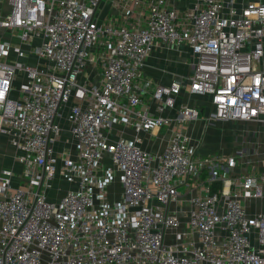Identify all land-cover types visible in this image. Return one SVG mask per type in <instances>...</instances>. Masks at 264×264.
Returning a JSON list of instances; mask_svg holds the SVG:
<instances>
[{
	"label": "built area",
	"instance_id": "built-area-1",
	"mask_svg": "<svg viewBox=\"0 0 264 264\" xmlns=\"http://www.w3.org/2000/svg\"><path fill=\"white\" fill-rule=\"evenodd\" d=\"M8 1L0 27L37 63L12 61L23 49L0 39V134L23 164L17 187L13 170L0 174V264H264V140L204 153L188 128L264 127V0ZM183 45L188 74H145L153 52ZM66 106L72 142L58 150ZM171 125L162 149L140 145ZM240 158L250 170L230 177ZM56 179L73 186L52 199Z\"/></svg>",
	"mask_w": 264,
	"mask_h": 264
},
{
	"label": "crops",
	"instance_id": "crops-1",
	"mask_svg": "<svg viewBox=\"0 0 264 264\" xmlns=\"http://www.w3.org/2000/svg\"><path fill=\"white\" fill-rule=\"evenodd\" d=\"M187 1L188 0H176V4L178 6H183L186 4ZM10 11H11V5L9 4L8 0H3L2 2H0V17L1 16L3 17ZM0 36L3 38L12 37L10 32H6V30H4L1 27H0ZM9 41L13 42L12 40H9ZM38 44H39V41H34L32 45L35 47ZM14 45L16 47H21L25 54L20 56L12 49L10 52V59L12 61L13 60H24L30 64L37 63V56L35 54H30V48H31L30 44L25 43L21 41L20 39L18 41V44H14ZM188 52H189V49L185 45L180 47L179 50H175L173 49V47L168 48V49L164 48L162 50H157L153 52L148 58L146 66L144 68V72L149 77H152L156 81L163 82V83H168L171 80L176 79L177 77L186 75L189 73V67L181 66L180 59H181L182 53L184 57H186L185 55H188ZM182 73L183 75H181ZM21 82H22V77H19L18 80L16 81L14 90L11 93L13 97L18 95V92H19L18 90H19V86ZM184 98H187V97L184 96ZM203 100L204 98L200 95H193L191 98V102L200 103ZM64 109L67 112L68 106L64 107ZM65 120L67 121L66 117H65ZM203 120L204 118L200 119L199 121L192 122L189 124L188 128H189V132L192 134V137L196 136L199 132H202V131L207 133L208 129L212 128L211 125L218 128L217 127L218 125H222V124L224 125L225 123L227 125H231L234 131H237L238 132L237 134H239L238 135L239 140L236 142L235 145L231 146V149L228 150L227 153L225 151L223 152L222 151H212L208 153L232 155L238 149H240V147L242 148L243 146H245L247 149L256 148L257 145H259V143H261L264 140V127L254 122L216 121V122H213L211 125H207L206 122H202ZM242 123L247 124V125L243 126ZM64 127H65V122H64ZM173 128L174 126L171 125L167 128L162 129L157 134L141 133L143 140L140 142V145L146 149L153 150V151H158L162 149L165 143L170 139ZM64 133L67 134L66 129H64ZM124 133L126 136H129V137H133L135 135L134 131L131 129H127ZM69 135L71 137V133ZM245 135H246L245 137L246 140L244 139ZM71 142H72V137H71ZM2 143L4 147H0V174H2L4 169L13 170L14 175L12 176V183L15 187H17L20 185V174L19 173L23 170V164L22 162L18 161L15 158V150L9 144V137L5 133L0 134V145ZM64 143H65L64 140L61 141V138H59V141L56 144V149L62 150L64 148ZM193 144L200 149V147L196 143H193ZM70 145L71 144H67L65 146L69 147ZM200 151L204 152L201 149ZM252 158H253L252 163L254 164V166L258 170H261V168H263V159L261 155V150H259L257 154L252 155ZM240 162L241 163L238 166L232 167L229 173H227V175L232 177L239 173H247V171L250 170L251 164L245 163V160L241 158H240ZM71 186L73 185L71 184L68 185V187H71ZM192 192L193 190L190 191L189 189L188 191H186V189L183 188V196L181 197V201L183 202L184 208H187L188 205L186 203V200H188ZM109 193H110V188H109ZM121 195H122V188H121ZM109 198L111 201H116L111 198L110 194H109ZM255 204L256 206L254 208ZM261 206L263 205L261 204V201L259 200L251 202V210H255L256 208L260 209Z\"/></svg>",
	"mask_w": 264,
	"mask_h": 264
},
{
	"label": "rangeland",
	"instance_id": "rangeland-1",
	"mask_svg": "<svg viewBox=\"0 0 264 264\" xmlns=\"http://www.w3.org/2000/svg\"><path fill=\"white\" fill-rule=\"evenodd\" d=\"M11 35H12V37H7V38H3L0 36V39L3 43L11 45V46H9V48H11L12 46L14 47L15 46L14 44H18V41L20 40L18 35H16L15 33H11ZM9 40H12L13 42H11ZM23 45H25V44H23ZM173 49L179 50L177 47H173ZM185 56L186 57H184L183 53L181 54L180 65L185 66V67H189L190 60L187 58V55H185ZM181 75H183V73ZM66 114H67L66 110L64 109V107H62L61 108V115H59V117L57 119L59 126L61 128L60 133H59V138H61V141L64 140V142H65L64 148L68 147L65 145L71 144V137L69 135L70 134V132H69V121L65 120V117L67 118ZM64 122H65V127H64ZM202 122H206V118ZM222 125H218L217 126L218 128L211 125L212 128H209L207 133L204 131L199 132L196 136L193 137L194 138L193 143H196L200 147V149L202 151H204L205 153L212 152V151H222V152L225 151L227 153L228 150L231 149V146L235 145L236 142L239 140V137H238L239 134H237L238 133L237 131H234V129H233V127H231V125H227L226 123L223 126ZM236 125H238V124H236ZM242 125L245 126L247 124L242 123ZM64 129H66L67 134L64 133ZM246 135L244 136L245 140H246V138H245ZM59 138H58V141H59ZM0 147H4L3 143L0 145ZM68 185H69V183L62 181L60 179H56L52 183L51 187L49 188V197L52 199L56 198L55 197L56 195H59L68 189ZM110 196L113 200H117V199H120L122 197V195H121V183H120L119 179L114 180V182L111 184ZM185 210H186V208H183L182 212H184ZM183 215L184 214H181L180 216H183Z\"/></svg>",
	"mask_w": 264,
	"mask_h": 264
}]
</instances>
